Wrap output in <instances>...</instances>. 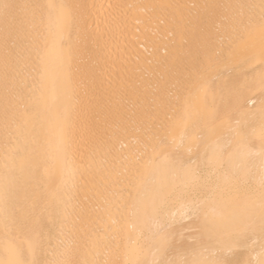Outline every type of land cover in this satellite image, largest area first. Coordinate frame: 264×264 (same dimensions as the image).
<instances>
[{"label": "bare ground", "instance_id": "1", "mask_svg": "<svg viewBox=\"0 0 264 264\" xmlns=\"http://www.w3.org/2000/svg\"><path fill=\"white\" fill-rule=\"evenodd\" d=\"M7 2L40 5L44 17L36 29L22 20L12 26L19 33L18 71L7 78L0 19V183L7 176L13 189L9 211L29 227L45 234H123L128 224L116 204L129 192L121 193L114 181L125 171L124 158L161 125L172 128L177 139L185 126L194 130L201 117L227 102L229 90H241V102H255L259 128L260 68L251 70L259 57L245 63L243 53L228 55L224 8L191 6L260 0ZM62 4L72 6L79 21L70 30L61 29L60 9L47 7ZM259 11L254 9L257 17ZM260 39L258 28L245 38L257 52ZM6 109L14 117L7 128ZM197 157L192 154L191 161ZM203 196L189 195L184 203ZM171 211L177 213L176 237L187 245V218L178 203ZM8 227L16 231V225ZM5 231L0 210V261L9 264ZM23 258L43 264L50 256L25 250Z\"/></svg>", "mask_w": 264, "mask_h": 264}, {"label": "snow or ice", "instance_id": "2", "mask_svg": "<svg viewBox=\"0 0 264 264\" xmlns=\"http://www.w3.org/2000/svg\"><path fill=\"white\" fill-rule=\"evenodd\" d=\"M41 7L0 0L5 78L18 71L14 61L19 54V33L12 26L22 20L38 28L44 19L39 12ZM47 7L60 9L62 30H70L79 23L72 6ZM191 7L224 8L223 24L231 33L228 55L243 53L245 63L259 57L258 64L251 69L260 68L259 128L253 111L255 102H241L243 92L232 89L226 103L201 117L202 123L198 121L194 130L185 126L179 139L172 128L161 125L154 134L138 142L131 155L124 158V173L114 181L121 193L129 192L123 203L116 204V210L124 214L128 224L123 234L119 230L105 235L63 231L45 234L37 226L29 227L26 220H18L9 211L13 189L6 176L0 183V210L6 227L4 248L13 257L9 264H42L38 259L25 260V250L33 257L45 251L50 258L43 264H264V0L259 5ZM257 7L258 17L254 12ZM48 19L51 22L50 13ZM257 28L261 37L258 52L245 40ZM222 55L223 52L217 54ZM253 86L248 85L249 91ZM10 120L14 117L6 109V128ZM194 153L198 157L192 162ZM196 193H203V198L184 203ZM177 203L190 225L187 245L176 237L177 213L171 208ZM10 223L16 225L15 232L8 227ZM108 249L111 256L106 254ZM253 253L258 258H238Z\"/></svg>", "mask_w": 264, "mask_h": 264}]
</instances>
